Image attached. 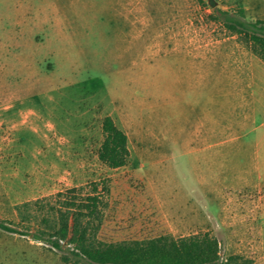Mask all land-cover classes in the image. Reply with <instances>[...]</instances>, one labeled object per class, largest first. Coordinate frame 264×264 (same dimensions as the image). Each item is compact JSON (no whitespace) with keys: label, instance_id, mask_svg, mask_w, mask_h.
<instances>
[{"label":"rangeland","instance_id":"1","mask_svg":"<svg viewBox=\"0 0 264 264\" xmlns=\"http://www.w3.org/2000/svg\"><path fill=\"white\" fill-rule=\"evenodd\" d=\"M251 1L259 10L245 11V21L264 20V0ZM215 2L212 8L209 0H0V105L16 100L19 108L23 99L66 88L58 109L78 96L94 106L79 124L66 111L54 120L46 116V105L35 121L21 108L16 123L0 118V220L22 230L17 205L47 198L55 206L58 192L86 186L88 193L92 182H104L100 241L209 234L219 241L222 260L239 255L264 264V63L246 59V84L255 83L245 92L246 108L255 110L256 123L241 136L244 148L196 159L185 153L175 124L189 104V91L179 87L190 83L189 70L159 46L181 32L199 39L235 35L251 51L211 19L221 11L238 16L242 0ZM198 77V83L230 82L221 69ZM100 91L128 137L130 158L117 169L93 154L67 153L101 145L109 110L87 97ZM232 93L215 90L212 104L230 108ZM73 131L81 137L70 138ZM83 158L84 169L66 170ZM64 252L0 230V264H67Z\"/></svg>","mask_w":264,"mask_h":264},{"label":"trees","instance_id":"2","mask_svg":"<svg viewBox=\"0 0 264 264\" xmlns=\"http://www.w3.org/2000/svg\"><path fill=\"white\" fill-rule=\"evenodd\" d=\"M211 19L222 21L264 62V20L245 21L243 9L238 16L221 11ZM102 134L100 162L110 169L125 166L130 158L128 137L112 117H104ZM88 187V193H83L88 189L86 186L58 192L55 206L47 198L17 205L15 210L23 229L0 220V230L30 237L63 252L66 246L61 260L67 264H254L239 255L222 260L220 243L209 234L102 242L98 232L106 207L103 194L108 186L104 182H92Z\"/></svg>","mask_w":264,"mask_h":264},{"label":"crops","instance_id":"3","mask_svg":"<svg viewBox=\"0 0 264 264\" xmlns=\"http://www.w3.org/2000/svg\"><path fill=\"white\" fill-rule=\"evenodd\" d=\"M242 2L244 3L245 11L254 10V13H256L259 10L258 6L252 3L251 0H242ZM160 43L159 46L163 53L171 52L174 57L179 59L180 66L189 70L190 83L179 85L180 90L189 91V104L187 108L184 106L181 109L178 118L175 120L176 129L180 134L179 138H184L186 141L185 153L196 159L197 156L227 154L229 152L239 153L244 148V144L239 143L241 136L245 135V130L249 124L254 125L256 123L255 117L252 114L255 110L252 109L249 113L247 112L245 92L251 89L250 87L253 84L255 85V83L246 84V70L250 68L246 63V59L251 58L254 62L257 56L248 51L237 40V36L235 35L222 39H208L207 37L199 39L197 35L180 32L163 38ZM171 43L173 47L168 50ZM256 61H258L257 63H264L259 58ZM203 68H206V70ZM216 69L228 71L229 84L198 83L200 73L209 72L210 75H213ZM215 90H229L233 92L232 95L228 94L233 99L230 108L212 104L213 94L211 93ZM198 92H205V94L201 95L199 99ZM65 94L66 88L54 89L49 93L43 94L37 100H33L32 98L29 100L23 99L25 102L21 100L20 105L24 103V106H20L19 108L25 110V112L27 111L32 121H35L37 115H39L38 108L40 105H46L45 114L48 117H52L53 120L54 117L58 118L60 114L66 111L69 115L75 116L71 119L73 121L72 124L76 122L79 124L85 121V118L91 114L90 109L94 106L88 105L87 107L84 104L87 99L86 96H78V98L71 101V105L58 109L57 102L62 97H65ZM87 97L91 98L90 102L92 104L101 101L108 108L109 111L103 116L102 121L106 116L113 117L115 106L109 102L106 94H102L100 91V93ZM179 101L182 103V98ZM11 102H13V105ZM11 102L5 101L0 105V118H3L7 123L13 124L17 122L22 110L16 107V100ZM80 134L73 131V134L70 133L69 137L80 138ZM99 148L100 146L95 152H91L92 149L86 147L84 144L82 147L68 150L67 153L69 155H77V157L93 154L94 159L100 161L98 158ZM85 166L86 163L83 158L82 162L75 161L68 163L66 170L84 169Z\"/></svg>","mask_w":264,"mask_h":264},{"label":"water","instance_id":"4","mask_svg":"<svg viewBox=\"0 0 264 264\" xmlns=\"http://www.w3.org/2000/svg\"><path fill=\"white\" fill-rule=\"evenodd\" d=\"M209 5L214 8L216 6L215 0H209Z\"/></svg>","mask_w":264,"mask_h":264}]
</instances>
